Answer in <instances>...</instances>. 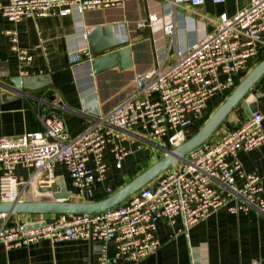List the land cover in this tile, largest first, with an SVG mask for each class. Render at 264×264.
<instances>
[{"label":"built area","instance_id":"1","mask_svg":"<svg viewBox=\"0 0 264 264\" xmlns=\"http://www.w3.org/2000/svg\"><path fill=\"white\" fill-rule=\"evenodd\" d=\"M127 0H0V15L10 21L68 16L93 9L120 7ZM216 3L225 0H213ZM173 5L189 3L201 6L205 0H172ZM174 15L172 8L167 12ZM148 18L149 27L157 21ZM187 18L183 26L189 28ZM176 23L164 27L166 34L176 31ZM11 49L23 64L33 55L19 45L18 31L6 29ZM264 43V0H250L235 15L223 13L215 29L204 38L187 45L176 44L177 58L165 63L160 59L151 69L138 72L134 89L122 102L99 114L94 123L76 137L67 133L63 119L40 114L43 131L23 134L17 139L0 137V201H24L50 198L57 187L56 167L68 170L80 200L94 198V185L106 177L108 165L104 152L111 146L117 168L129 149L123 144L127 133L139 129L138 138L162 146L163 153L188 139L187 128L203 115L208 101L220 90L235 86V75L245 71ZM91 55L87 49L70 51L73 63ZM264 115L252 112L234 130H224L214 140H207L189 152L122 203L99 212L59 214L36 227L8 225L10 214L0 213V245L6 248L33 243L78 239L103 242L98 264L117 258L138 262L156 251L161 242L156 237L159 220L174 224L182 216L184 227L226 207L231 213L252 209L264 213V178L248 172L240 151H251L264 144ZM167 145H162V143ZM164 147V148H163ZM89 163H91L89 165ZM30 169L27 178L17 174V167ZM243 183L238 185L237 180ZM108 241L116 244L113 259L107 256Z\"/></svg>","mask_w":264,"mask_h":264},{"label":"crops","instance_id":"2","mask_svg":"<svg viewBox=\"0 0 264 264\" xmlns=\"http://www.w3.org/2000/svg\"><path fill=\"white\" fill-rule=\"evenodd\" d=\"M7 2L8 0H2ZM250 0H225L216 3L205 0L194 7L189 3L173 5L172 0H127L123 6L108 9H93L82 14L68 16L51 14L44 17L24 18L10 21L0 15V137L17 139L23 134L43 131L40 114L59 115L70 137H76L91 126L99 114L106 113L129 95L134 89L138 72L151 69L160 59L165 63L177 58L176 44H192L215 29L223 13L235 15L247 7ZM174 9V15L168 11ZM158 19L152 26L150 15ZM187 18L189 28L183 26ZM176 23V31L166 34L164 27ZM18 31L19 45L29 49L33 58L21 63L11 49L6 29ZM99 28L93 39L91 52L90 34ZM117 44L118 41H123ZM128 50L120 55L117 65L97 73L91 60L103 53L120 48ZM84 48L91 55L83 62L73 63L70 51ZM264 59V43L259 45L258 56L251 60L248 69L235 75V86L231 90H220L207 103L200 119L187 128L191 131L202 126L214 111L226 100L240 81ZM13 79H19L16 88ZM2 93L4 95H2ZM260 93L255 100L258 112L264 115V75L254 84L249 94ZM243 99L208 139L214 140L224 130H234L248 116L242 105ZM236 114L237 118L229 121ZM264 122V119H263ZM139 129L127 133L123 144L129 149L123 166L117 168L111 146L104 152L108 165L106 177L94 185V198L107 197L146 170L164 154L162 146L145 138H138ZM162 145H167L162 143ZM164 148V147H163ZM238 158L248 172H256L264 178V144L251 150L240 151ZM91 163H89L90 165ZM146 165L145 169H142ZM149 165V166H148ZM58 179H64L70 200H80L66 167L57 165ZM31 170L17 167V174L27 178ZM58 181V180H57ZM156 179L150 182L154 184ZM238 185L243 183L237 180ZM55 191L60 189L57 182ZM59 214L22 213L10 214L8 225L28 227L57 218ZM184 221L177 216L174 224L166 219L158 222L156 237L159 248L138 262L117 258L109 264H264V213L255 209L248 212L231 213L222 207L204 219L182 229ZM103 242L78 239L52 242L40 239L33 243L6 248L0 245V264H98ZM107 256L116 255V244L108 241Z\"/></svg>","mask_w":264,"mask_h":264},{"label":"water","instance_id":"3","mask_svg":"<svg viewBox=\"0 0 264 264\" xmlns=\"http://www.w3.org/2000/svg\"><path fill=\"white\" fill-rule=\"evenodd\" d=\"M99 31V28L91 31L90 45L91 52L96 53L99 49H94L93 39L94 34ZM118 41L117 44L126 41ZM127 48H120L115 51L103 53L94 57L91 60V65L95 73L108 70L117 65L120 55L125 53ZM264 75V59L258 63L252 70L240 81L226 100L214 111V113L206 120L200 129L186 141L178 146L167 149L162 155L158 153L157 161L150 167L132 179L130 182L123 185L121 188L110 194L109 196L91 201H75L70 200L73 192L69 191L64 179H58L60 189L53 192L50 198H39L35 200L24 201H0V213L7 214H22V213H48V214H74V213H92L99 212L111 208L122 203L129 196L148 185L155 180L163 172L177 161L182 160L185 156L206 142L210 136L219 128L224 120L231 114L234 108L243 100L242 105L245 109V116L250 115L257 110L255 100L260 97V93L249 94V91ZM16 88L19 87V79H13ZM2 95H4L2 93ZM237 118L236 114L229 117V121ZM38 224L28 226L36 227Z\"/></svg>","mask_w":264,"mask_h":264},{"label":"rangeland","instance_id":"4","mask_svg":"<svg viewBox=\"0 0 264 264\" xmlns=\"http://www.w3.org/2000/svg\"><path fill=\"white\" fill-rule=\"evenodd\" d=\"M199 128H200V126L198 127V129H199ZM198 129L196 128L195 131H191L190 134H189V136H191L192 134H195V132H196ZM162 155H164V154H162ZM156 161H157V160H156ZM156 161H153V163H155ZM148 164H149V165H152V163H148ZM149 165H148V166H149ZM145 168H146V165H144V167H142V169H145ZM141 171H142V170H141ZM141 171H140V172H141Z\"/></svg>","mask_w":264,"mask_h":264},{"label":"trees","instance_id":"5","mask_svg":"<svg viewBox=\"0 0 264 264\" xmlns=\"http://www.w3.org/2000/svg\"><path fill=\"white\" fill-rule=\"evenodd\" d=\"M205 122H206V121H205ZM205 122H204V123H205ZM204 123H203V124H204ZM199 129H200V128H199ZM199 129H198V130H199ZM198 130H197V131H198ZM197 131H196V132H197ZM196 132H195V133H196ZM192 135H194V134H192ZM192 135H191V136H192ZM191 136H188V138L191 137ZM140 173H141V172H140ZM140 173H139V174H140ZM102 198H105V197H100V198H97V199H94V200H99V199H102Z\"/></svg>","mask_w":264,"mask_h":264}]
</instances>
